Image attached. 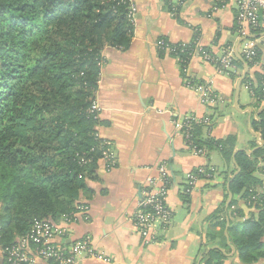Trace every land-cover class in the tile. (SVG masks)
I'll list each match as a JSON object with an SVG mask.
<instances>
[{"label":"crops","instance_id":"1","mask_svg":"<svg viewBox=\"0 0 264 264\" xmlns=\"http://www.w3.org/2000/svg\"><path fill=\"white\" fill-rule=\"evenodd\" d=\"M178 1L131 0L137 11L129 48L104 51L96 92L101 108L98 133L110 143L117 163L109 172L101 163L97 179L88 182L92 193L82 194L79 201L87 207L83 216L70 224H65L64 217L55 221L66 229L59 242L69 244L90 237L96 250L107 258L106 262L89 258L81 264H206L214 248L221 250L217 252L223 254L224 264H244L229 235L231 220L244 224L257 218V206H248L243 192L233 195L239 210L226 217L215 214L229 197L228 184L238 171L237 154L251 156L257 144L260 146L252 124L264 111L254 94L260 66L249 68L246 76L255 90L244 83L246 78L240 89L238 83L246 71L239 58H243L246 44L255 42L264 59V40L258 34L240 33L239 0ZM161 40L169 45L198 42L217 59L232 48L243 66L234 65L223 72L218 64L195 55L185 74L170 50L159 49ZM189 81L210 82L218 104L203 105L188 87ZM244 90L252 96L253 104H242ZM190 116L212 119L211 131L203 129L204 141L233 139L230 162L224 159L220 146L206 150L205 156L194 154L182 129L183 120ZM161 165L171 174L167 202L173 218L167 227L156 225L152 241L146 242L135 228L134 216L143 191L150 179L158 177ZM205 172L211 177H205ZM189 173L199 174V182L191 195H185ZM255 176L264 183L263 173Z\"/></svg>","mask_w":264,"mask_h":264},{"label":"trees","instance_id":"2","mask_svg":"<svg viewBox=\"0 0 264 264\" xmlns=\"http://www.w3.org/2000/svg\"><path fill=\"white\" fill-rule=\"evenodd\" d=\"M129 8V0H0V245L27 235L36 219L55 222L74 212L81 195L92 193L88 182L97 179L106 146L98 133L100 115L90 110L105 49L126 50L131 44ZM262 57L258 49L257 60ZM234 65L243 66L238 60ZM244 83L255 90L248 78ZM252 124L264 142V111ZM203 129L195 128L194 145L207 151L220 146L230 162L233 139L204 141ZM259 160L264 162V148L251 156L239 152L241 172L230 185L232 195L245 193L248 206L257 195V218L244 224L231 220L229 229L245 264L264 260ZM225 206L215 217L230 213ZM209 257L207 264L224 258L217 251Z\"/></svg>","mask_w":264,"mask_h":264},{"label":"built area","instance_id":"3","mask_svg":"<svg viewBox=\"0 0 264 264\" xmlns=\"http://www.w3.org/2000/svg\"><path fill=\"white\" fill-rule=\"evenodd\" d=\"M183 1L179 0L178 3L182 4ZM225 1L227 0H217L220 3ZM129 3V18L132 24L135 25L137 9L131 0H129ZM237 22L242 36H245L246 32H250L252 35H260L264 40V0H239ZM157 44L160 50H170L179 59L185 74L188 73L190 62L195 55H199L207 62L218 64L223 72L234 68L236 58L232 48L227 49L221 59H217L206 49L199 47L198 42L194 44L169 45L161 40ZM243 58L245 61L254 64V67L257 65L264 66V59L260 60V62L257 60L258 45L253 41L246 44ZM188 87L199 95L203 105L215 107L218 104L219 98L213 92L210 82L192 84L189 81ZM263 90L264 83L262 92ZM90 112L96 114L97 118L99 117L101 108L96 101L93 103ZM197 126L211 131L212 119L210 117L198 118L190 116L186 117L182 123L183 135L191 150L197 156H205L207 151L198 149L193 142L194 130ZM104 145L106 148L102 154V161L107 172H109L115 168L117 158L110 143L104 141ZM157 171L158 177L149 180L147 188L141 195L134 216L135 228L146 242L152 241L154 237L153 229L157 224L167 227L173 218L167 202L172 186L171 174L165 165H161ZM203 175L211 177V174L207 175L206 172ZM198 182L199 174L189 173L185 181L184 194L191 195L196 189ZM256 196L254 199L257 198ZM86 212L87 207L81 204L74 212L64 215L63 220L65 224L73 223L78 219V216H83ZM65 232L66 229L57 225L53 220L36 219L27 235L18 238L10 246L0 245V258L4 260L5 264H39V262L47 264H81L89 258L107 261V258L93 246L90 237L69 244H66L65 240L63 241L64 243L59 242L62 241Z\"/></svg>","mask_w":264,"mask_h":264},{"label":"rangeland","instance_id":"4","mask_svg":"<svg viewBox=\"0 0 264 264\" xmlns=\"http://www.w3.org/2000/svg\"><path fill=\"white\" fill-rule=\"evenodd\" d=\"M258 66L259 65H257V66H255V67H257L258 68ZM260 69H261V71H260V74H262V77H263V79L261 78V77H257L256 78V84H257V87H256V91H260L261 93H258L257 94V92L255 91V97H256V100H257V104L258 105H261L260 107L261 108H264V94H262V93H264V90H263V92H262V88H263V83H264V67H262V65H260V67H259ZM257 74H259V73H257ZM260 94H262V95H260ZM97 102V101H96ZM253 98H252V96L246 91V90H244V93H243V101H242V104H244V103H246V104H253ZM241 119V118H240ZM242 120H244L245 121V119L243 118ZM259 147V144H257V148ZM262 148H264V146L262 147ZM255 153V152H254ZM253 153V154H254ZM259 166H260V169H263L264 168V162L262 161V160H259ZM213 174V173H212ZM264 174V173H263ZM260 180V179H259ZM263 190V189H262ZM259 191L260 192V194L262 195V193H263V191ZM255 192H257V190H254ZM257 197V196H256ZM229 200V197L228 196H226L225 197V201H224V203H225V205H226V203H227V201ZM232 201H233V198H232V200H231V203H232ZM231 203H230V206H231ZM249 203H252L253 205H255V206H257V198L256 199H252ZM236 205V206H235ZM230 206H229V208H230ZM228 208V209H229ZM235 210H239L238 209V207H237V203L235 202V204L233 205V206H231V209H229V212L230 213H232V212H234ZM64 221V220H63ZM158 225V224H157ZM206 256V255H205ZM207 258V257H206ZM210 260V257H208V259L206 260V264H207V262ZM242 262V261H241ZM213 263H216V264H218V263H220V264H224V261H223V258H219V259H216V260H214L213 261ZM243 263V262H242ZM245 264V263H244ZM254 264H257V263H254Z\"/></svg>","mask_w":264,"mask_h":264},{"label":"water","instance_id":"5","mask_svg":"<svg viewBox=\"0 0 264 264\" xmlns=\"http://www.w3.org/2000/svg\"><path fill=\"white\" fill-rule=\"evenodd\" d=\"M240 58V60L243 62V64L245 65V67H246V71H245V74H244V76L241 78V80L239 81V83H238V89H240V86H241V84H242V82L245 80V78H246V76H247V73H248V71H249V65L245 62V60L240 56L239 57ZM238 92H239V90H238ZM256 136L259 138V143H260V146L258 147V148H256L255 150L257 151V150H259V149H261L263 146H264V142L260 139V134H256ZM254 150V151H255ZM253 151V152H254ZM248 155H251V153H248ZM235 164H236V162H235ZM241 172V170L238 168V171H237V173L234 175V177L232 178V180L229 182V184H228V187H227V189H228V195H229V200H228V203H227V205H226V208L228 209L229 208V206H230V203H231V200H232V198H233V195H232V193H231V191H230V185H231V183H232V181L235 179V177H237L238 175H239V173ZM214 251H221L219 248H214L213 249ZM202 260V259H201Z\"/></svg>","mask_w":264,"mask_h":264}]
</instances>
